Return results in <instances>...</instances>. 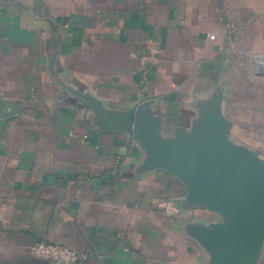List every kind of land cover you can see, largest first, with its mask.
Returning a JSON list of instances; mask_svg holds the SVG:
<instances>
[{"label":"crops","instance_id":"0c3cea01","mask_svg":"<svg viewBox=\"0 0 264 264\" xmlns=\"http://www.w3.org/2000/svg\"><path fill=\"white\" fill-rule=\"evenodd\" d=\"M239 54L264 80V0H0V212L11 207V228L68 246L84 256L77 264H207L196 241L202 259L161 255L160 219L192 240L196 210L218 216L59 81L85 87L66 72L91 74L107 110L145 106L172 141L204 127L219 96L230 122L224 78Z\"/></svg>","mask_w":264,"mask_h":264},{"label":"water","instance_id":"95a60500","mask_svg":"<svg viewBox=\"0 0 264 264\" xmlns=\"http://www.w3.org/2000/svg\"><path fill=\"white\" fill-rule=\"evenodd\" d=\"M59 84L92 118L103 119L113 131L132 134L147 154V167L171 173L185 186L193 206L218 216L213 223L186 226V233L208 253L207 264H256L264 247V159L233 141L220 96L193 137L168 141L162 138L159 119L145 106L111 112L84 86Z\"/></svg>","mask_w":264,"mask_h":264},{"label":"rangeland","instance_id":"374dc122","mask_svg":"<svg viewBox=\"0 0 264 264\" xmlns=\"http://www.w3.org/2000/svg\"><path fill=\"white\" fill-rule=\"evenodd\" d=\"M240 59L241 55L239 54L225 73V86L228 89L225 113L230 122L235 125V132L231 134L233 141L238 144L250 145L264 159V80H256L248 73L250 70L248 72L242 70V65H246L247 61L242 63ZM66 74L74 82L79 79L77 77H80L83 81L80 79L79 81L86 82L85 87L93 96L101 99L105 96L106 93L102 86L94 85L95 79L91 77V74L84 75L82 71L80 73L69 71ZM112 151L115 152L112 153L110 161H120L122 156L117 154L116 148H113ZM10 209L9 205L4 204L3 212H0V264H37L36 261L52 262L33 257L30 254V248L41 242L53 243L32 241L29 236L12 229V223L14 222L11 221L12 212H10ZM214 217L213 214L204 210H196L191 216L192 220H199L205 224L210 223ZM160 225L159 249L161 255L164 254L163 251L166 249L171 252L166 258L169 257L168 259H173L175 262L181 263L188 256H191L194 261L202 259L203 254L193 239L181 238L178 233L180 235L182 233L178 230H176V235L172 228L167 227L166 219H160ZM163 244L166 246L163 247ZM54 245L69 248L62 244L54 243Z\"/></svg>","mask_w":264,"mask_h":264},{"label":"built area","instance_id":"2783aa9c","mask_svg":"<svg viewBox=\"0 0 264 264\" xmlns=\"http://www.w3.org/2000/svg\"><path fill=\"white\" fill-rule=\"evenodd\" d=\"M210 38L214 39L213 36ZM30 254L35 258L49 260L57 264H77L84 258L81 254L67 247L44 242L32 246Z\"/></svg>","mask_w":264,"mask_h":264}]
</instances>
